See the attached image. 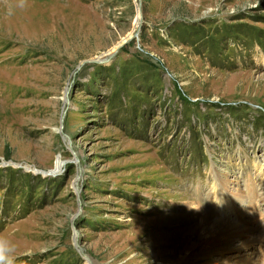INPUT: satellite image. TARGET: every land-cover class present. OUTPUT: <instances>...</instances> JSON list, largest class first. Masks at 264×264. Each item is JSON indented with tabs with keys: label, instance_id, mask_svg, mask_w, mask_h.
I'll list each match as a JSON object with an SVG mask.
<instances>
[{
	"label": "rangeland",
	"instance_id": "rangeland-1",
	"mask_svg": "<svg viewBox=\"0 0 264 264\" xmlns=\"http://www.w3.org/2000/svg\"><path fill=\"white\" fill-rule=\"evenodd\" d=\"M262 219L264 0H0L14 264H264Z\"/></svg>",
	"mask_w": 264,
	"mask_h": 264
},
{
	"label": "clouds",
	"instance_id": "clouds-1",
	"mask_svg": "<svg viewBox=\"0 0 264 264\" xmlns=\"http://www.w3.org/2000/svg\"><path fill=\"white\" fill-rule=\"evenodd\" d=\"M25 4L26 0H16L17 7H23ZM14 252V245L10 241L0 237V264H14Z\"/></svg>",
	"mask_w": 264,
	"mask_h": 264
},
{
	"label": "bare ground",
	"instance_id": "bare-ground-1",
	"mask_svg": "<svg viewBox=\"0 0 264 264\" xmlns=\"http://www.w3.org/2000/svg\"><path fill=\"white\" fill-rule=\"evenodd\" d=\"M216 195V194H215ZM219 206V205H218ZM224 208V207H223ZM204 220V219H203ZM218 222V219H217V217L216 218H214L212 221H210V223L208 224V226H206V227H204L203 229H202V235H203V238L205 239L206 238V236H208L209 235V239H210V235H211V233L212 232H214L216 229H217V231H216V233L217 234H215V236H214V238H213V240L214 239H216V236L217 235H219V237L218 238H220V236H222L221 235V232L218 230L219 228L218 227H216L217 226V224L219 223H217ZM225 223V222H224ZM229 226H235V228H237L238 226H236L235 224H232V223H230L229 224ZM213 227H216L215 229H213L212 231H210V232H208L207 231V229L206 228H208V230H211ZM245 230V229H244ZM242 232L243 231H239L238 229H236V231H235V235H238V236H240L241 234H242ZM210 233V234H209ZM245 234V233H244ZM203 239V240H204ZM207 239V238H206ZM219 240V239H218ZM216 243V242H215ZM207 244V243H206ZM218 245V244H217ZM212 247V246H211ZM181 259V258H180Z\"/></svg>",
	"mask_w": 264,
	"mask_h": 264
}]
</instances>
